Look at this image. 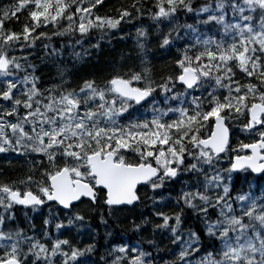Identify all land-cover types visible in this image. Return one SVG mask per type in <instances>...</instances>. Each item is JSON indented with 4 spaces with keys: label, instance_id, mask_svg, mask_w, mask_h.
<instances>
[{
    "label": "snow or ice",
    "instance_id": "1",
    "mask_svg": "<svg viewBox=\"0 0 264 264\" xmlns=\"http://www.w3.org/2000/svg\"><path fill=\"white\" fill-rule=\"evenodd\" d=\"M105 6V0H13L0 8V154L15 153L31 165L23 178L0 182V264H99L91 261L95 245L61 238L63 222H55L56 237L42 233L50 245L29 234L35 226H22L19 208L48 206L52 214L55 207L54 220L64 215L70 228L86 221L84 205L132 211L143 188L155 194L187 174L196 188L181 189L180 210L155 213L161 222L154 234L167 233L178 246L163 264H264V195L237 190L232 175L264 179V0L198 6L195 0H132L116 15H101ZM145 16L161 32L158 46L176 50L173 72L153 75L149 29L137 25L138 70L102 82L84 78L73 87L57 63L58 82L40 86L36 65L25 55L37 41L78 34L74 43L82 44L93 33H115ZM21 17L17 31L13 24ZM189 17L194 23L186 22ZM234 122L253 142L231 147ZM185 209L202 229L182 231ZM147 223L133 220L132 228L141 232ZM100 260L156 264L150 251L123 246Z\"/></svg>",
    "mask_w": 264,
    "mask_h": 264
},
{
    "label": "trees",
    "instance_id": "2",
    "mask_svg": "<svg viewBox=\"0 0 264 264\" xmlns=\"http://www.w3.org/2000/svg\"><path fill=\"white\" fill-rule=\"evenodd\" d=\"M12 2L13 0H0V8H4ZM205 2H208V0H195V5L198 6ZM131 3L132 0H105L106 6L102 8L100 14L116 15L114 12L117 8ZM103 10H109V12L104 13ZM23 22L24 18L21 17L20 22L14 23L13 27L19 31ZM180 22H185L183 16H181ZM186 22L194 23V20L189 17ZM137 25H142L149 29L147 53L153 75L159 79L162 74L173 72L175 69L174 61L177 55L176 50L173 48L171 51H165L158 46L161 32L157 31L153 22L145 16L143 20L137 19L133 24L124 25L123 30H117L115 33L108 35L93 33L90 37L85 38L82 44L74 43L78 38V34L75 36L67 35L72 49L81 53L82 59H77L70 52L61 50V44L54 39L55 36H52L50 41H37V47L35 49H28L26 52L29 53L27 54L29 61L36 65L37 71L35 74L40 78V86L42 87L46 82H48L49 86L58 82L56 64L61 61V67L67 70L73 87H77L84 78H93L98 82H102L115 73L124 74L131 69L138 70L140 61L135 57L137 51L135 48ZM209 30L211 32L216 31L214 28H210ZM163 31L166 32L164 28ZM183 42V39L178 41L180 44H183ZM96 43L100 44V48L92 47ZM44 44H48L47 49L43 47ZM53 49H55V54L48 55ZM129 53L133 55V59L131 60L127 59ZM46 79L47 81H45ZM18 164L21 165L16 166ZM0 165H2L0 166V182L19 180L28 174L29 166H22L21 160L13 157L9 158L6 154H0ZM189 175L187 174V176ZM184 176L186 175L179 177L170 186L158 189L155 194L152 190H144L141 203L132 211H122L113 214L102 203L92 209L84 205L83 209L86 213H83L86 215V221L82 225L70 228L67 226V217L61 215L59 220L56 221L63 222L66 226L62 231L64 234L63 238L71 237L73 244L80 247H85L88 244L95 245V252L91 255V261H98L99 264H103V261L100 260L101 256L108 257L111 249L120 246L148 250L155 257L156 264H163V261L168 260L178 246L170 242L167 233L161 234L160 230L157 229L154 234V225L161 222L155 213L163 211L172 215L180 210L177 207L176 199L180 194L181 188L179 184L183 181ZM247 177L250 178V175H247ZM238 181V179L234 180L236 189ZM258 184L264 186V179H261ZM182 203L181 201V205ZM46 210H48V206L43 207L41 213H45ZM55 213L56 210L54 209L52 214L46 213V216L52 219ZM18 217L22 224L23 215L18 214ZM101 217L107 223H102ZM142 219H146L148 223L141 232H135L132 228L133 220L140 223ZM183 221L181 229L185 233L189 228L199 231L203 227L197 216L190 209H185ZM22 226L27 228L26 224ZM50 228H53L52 224H50ZM150 240L154 241L157 247H153V244L149 243ZM45 243L50 245V241H46Z\"/></svg>",
    "mask_w": 264,
    "mask_h": 264
},
{
    "label": "rangeland",
    "instance_id": "3",
    "mask_svg": "<svg viewBox=\"0 0 264 264\" xmlns=\"http://www.w3.org/2000/svg\"><path fill=\"white\" fill-rule=\"evenodd\" d=\"M103 12L106 13V12H109V10H103ZM111 12H112V11H111ZM112 13H113V12H112ZM114 13H116V11H115ZM27 54H29V53H28V52H25V55H27ZM55 74H56V73H55ZM55 77H56V76H55ZM57 79H58V76H57ZM45 81H47V79H46ZM47 84H48V82H47ZM245 135H246V137H244V139L246 140V143L253 142V138H252L247 132H246ZM240 143H241V141L239 140V137L236 135L235 138H234V141H233V146H234V148H238ZM24 159H25V163H30L26 158H24ZM222 164H223L224 167H228V166H229V161H228V159L225 158V159L222 161ZM0 166H2V165H0ZM218 167H219V165H218ZM232 175H233V174H232ZM233 177H234V176H233ZM195 188H196L195 180H194V179H191V177L189 176V177H188L187 186L184 187V189H186V190H195ZM261 193L264 194V192H261ZM83 211H84V209H83ZM84 212H86V211H84Z\"/></svg>",
    "mask_w": 264,
    "mask_h": 264
}]
</instances>
